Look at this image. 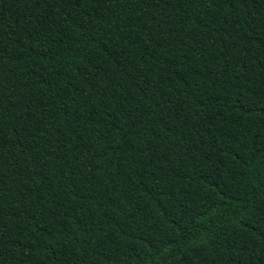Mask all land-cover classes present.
Here are the masks:
<instances>
[{"label": "trees", "instance_id": "16d2710c", "mask_svg": "<svg viewBox=\"0 0 264 264\" xmlns=\"http://www.w3.org/2000/svg\"><path fill=\"white\" fill-rule=\"evenodd\" d=\"M0 264H264V0H0Z\"/></svg>", "mask_w": 264, "mask_h": 264}]
</instances>
